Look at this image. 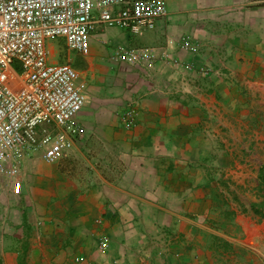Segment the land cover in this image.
<instances>
[{"label":"crops","instance_id":"1","mask_svg":"<svg viewBox=\"0 0 264 264\" xmlns=\"http://www.w3.org/2000/svg\"><path fill=\"white\" fill-rule=\"evenodd\" d=\"M164 2L154 30L98 26L87 51L63 60L48 43L81 72L90 101L63 158L30 153L11 182L0 175V264H215L221 245L236 250L264 225L237 191L248 163L238 148L249 151L246 134L264 123V0ZM121 46L159 59L117 61Z\"/></svg>","mask_w":264,"mask_h":264},{"label":"built area","instance_id":"2","mask_svg":"<svg viewBox=\"0 0 264 264\" xmlns=\"http://www.w3.org/2000/svg\"><path fill=\"white\" fill-rule=\"evenodd\" d=\"M165 14L164 0H0V175L11 182L30 153L63 158L74 144L67 134L82 133L76 118L90 101L87 83L71 63L52 59L50 41L64 39L69 50L85 52L98 26L142 34ZM181 46L200 52L188 38ZM113 59L151 67L159 56L151 48L121 46ZM161 60L194 69L168 53ZM197 70L204 76L218 71ZM127 113L126 125L134 126L138 112ZM109 250L110 239L102 237L100 251Z\"/></svg>","mask_w":264,"mask_h":264},{"label":"rangeland","instance_id":"3","mask_svg":"<svg viewBox=\"0 0 264 264\" xmlns=\"http://www.w3.org/2000/svg\"><path fill=\"white\" fill-rule=\"evenodd\" d=\"M54 44L59 53L57 60L59 58L63 60L64 55L69 51L64 40L57 39L54 41ZM86 83L88 93L90 94L88 82ZM262 125L261 129L256 128L257 130L255 132L246 134L248 135L247 139L249 137L252 139V146L249 151L238 148L239 154L245 156L244 158H248V163L247 166H244L243 163L241 164L243 166L240 170L242 175L238 177L240 181L238 186L241 187L237 188V191L244 202L243 204L248 206L253 202L260 201L256 190L258 186V167L264 165V123ZM256 224L259 223L256 222ZM256 230V233L255 231L253 234L250 232V239L248 241H244L242 244L238 243V245L235 246L236 250L233 249L234 247L228 249L226 246H222L218 253L219 255L215 256V264H264V225H260V228ZM258 238L259 241L257 244L254 243L253 240H257Z\"/></svg>","mask_w":264,"mask_h":264},{"label":"trees","instance_id":"4","mask_svg":"<svg viewBox=\"0 0 264 264\" xmlns=\"http://www.w3.org/2000/svg\"><path fill=\"white\" fill-rule=\"evenodd\" d=\"M256 191L260 201L253 202L250 208L254 215L264 220V165L259 170L258 186ZM222 246H226L228 249L231 248L228 244L221 245V247Z\"/></svg>","mask_w":264,"mask_h":264}]
</instances>
